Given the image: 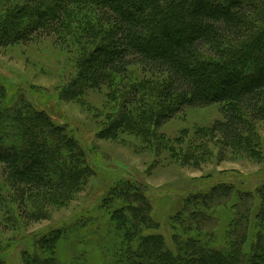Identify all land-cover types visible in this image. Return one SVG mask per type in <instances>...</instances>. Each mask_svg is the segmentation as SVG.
<instances>
[{"label": "rangeland", "instance_id": "1", "mask_svg": "<svg viewBox=\"0 0 264 264\" xmlns=\"http://www.w3.org/2000/svg\"><path fill=\"white\" fill-rule=\"evenodd\" d=\"M36 6L34 0H0V24L10 16L17 26ZM59 12L62 25L54 32L38 28L26 41L0 45V84L7 91L0 107V150L11 141L12 146L18 144L8 133L20 136L24 116L17 111L24 101L52 115L60 131L75 139L87 174L65 194L45 190L21 203L0 163V243L7 246L0 248V264H34V255L48 264H54V257L61 264L78 257L83 264H119L117 256L123 254L118 250L124 247L126 252L127 247L120 246L117 220L133 209V202L115 193L125 182L139 184L155 222L144 223L138 235L132 234L134 251L142 249L145 237H159L177 254L180 241L183 245L199 233L210 248L227 251L234 245L235 220L243 218L252 203L245 244L249 247L262 203L264 121L236 144L225 143L210 130L221 118L218 104L187 108L157 127L156 117L165 107L159 97L162 79L132 66L124 77L110 73L106 82L92 80L85 75L84 60L108 26L93 4L64 5ZM123 115L133 121L119 120ZM222 185L231 186L232 192L223 194ZM197 210L209 219L198 230ZM188 215L194 229L183 232V216Z\"/></svg>", "mask_w": 264, "mask_h": 264}, {"label": "trees", "instance_id": "2", "mask_svg": "<svg viewBox=\"0 0 264 264\" xmlns=\"http://www.w3.org/2000/svg\"><path fill=\"white\" fill-rule=\"evenodd\" d=\"M34 1L38 6L31 8L29 19H22L17 26H12L10 16L4 18L0 24V45L10 40L26 41L38 28L50 32L59 29L62 25L59 9L64 5L93 4L98 7L100 21L108 26V31L86 55L85 75L106 82L110 73L124 77L130 67L138 66L143 73L160 77L163 83L159 97L165 107L156 117L157 127L187 108L218 104L221 118L212 123L210 130L225 143L236 144L253 133L258 121H264V0ZM5 96L6 88L0 84V107L5 105ZM22 102L24 105L17 111L24 116L20 136L15 138L8 133L11 140L18 139V144L12 146L11 141L0 150L2 170L14 197L24 203L31 193L71 191L87 174L79 144L60 131L52 115ZM123 116L118 119L133 121ZM6 149L10 152L1 154ZM220 187L223 194L232 192L231 186ZM115 193L123 195L126 202H133L129 205L133 207L129 215H120L121 220H117L120 246L127 247L126 252L121 250L124 247L118 250L123 254L117 256L121 264H164V260L173 264H264V184L260 189L262 203L256 219L255 240L249 247L245 246L251 203L243 211V218L235 220L231 243L234 245L227 251L210 248L199 233L193 236V241L189 239L183 245L180 241L177 254L159 237H145L142 249L135 252L130 245L132 234L138 235L144 223H155L150 203L136 183H121ZM244 194L251 197L250 193ZM197 212V224L202 221L199 226L196 224L198 230L209 219L201 216L202 210ZM189 215L183 216V232L194 229L187 221ZM5 247L1 242L0 248ZM30 257L34 264H48L40 256ZM54 258V264H61L59 257ZM257 258L262 262L258 263ZM84 261L78 257L72 264Z\"/></svg>", "mask_w": 264, "mask_h": 264}]
</instances>
